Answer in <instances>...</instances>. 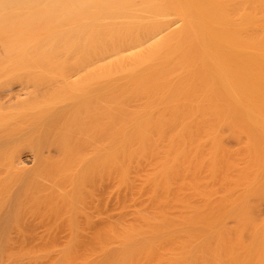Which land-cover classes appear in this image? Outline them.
I'll list each match as a JSON object with an SVG mask.
<instances>
[{
	"label": "bare ground",
	"instance_id": "1",
	"mask_svg": "<svg viewBox=\"0 0 264 264\" xmlns=\"http://www.w3.org/2000/svg\"><path fill=\"white\" fill-rule=\"evenodd\" d=\"M15 235L264 264V0H0V264Z\"/></svg>",
	"mask_w": 264,
	"mask_h": 264
},
{
	"label": "rangeland",
	"instance_id": "2",
	"mask_svg": "<svg viewBox=\"0 0 264 264\" xmlns=\"http://www.w3.org/2000/svg\"><path fill=\"white\" fill-rule=\"evenodd\" d=\"M113 224H115V222H113ZM111 225H112V223H111ZM19 236H20V239H23L21 235H19ZM60 236H61V235H60ZM17 237H18V235H17ZM17 237H16V235H15L14 237H12V241H11L12 244H14V242H15V240L13 241V238H17ZM58 238H60L59 235L57 236V239H58ZM63 238L66 239V238H67V235H66V236H65V235L63 236V235H62V241H60L61 238H60L59 241H58L57 239H56V240H57L58 242H60V243H61V242L63 243L64 241H67V240H68V239H67V240H64ZM18 239H19V238L16 239V242H17V241H20V240H18ZM50 239H51V238H50ZM56 240H55V241H56ZM63 240H64V241H63ZM21 241H22V240H21ZM49 241H50V240H49ZM57 241H56V242H57ZM16 242H15V244H14V245H15V248H16V249L14 248V249H15V250H14L15 252H13V247H14V245H13V247L11 246V247H12L11 250H12V252L14 253V255H15V253H16V255H17V253H20V252L22 251V250H21L22 247H21V249H20L21 251H20V250H19V251L17 250V248L19 249V245H18V244H19L20 242H19V243H16ZM58 242H57V243H58ZM57 243H56V246H57V247H55V248H56V249H59L61 246H63V244H64L65 242H64L60 247H58V245H59L60 243H58V245H57ZM16 244H17V245H16ZM21 244H22V243H21ZM22 245H23V244H22ZM22 245H20V246H22ZM115 245H116V248L110 246V247L112 248V251H114L115 249L118 248V247H117V244H114V245L112 244V246H115ZM42 247H43V246H42ZM37 248H38V247H37ZM55 248H54V249H55ZM62 248H63V247H62ZM108 248H109V247H108ZM35 249H36V248H35ZM35 249H34V250H35ZM38 249H39V248H38ZM38 249H36V250L38 251ZM56 249H55V250H56ZM60 249H61V248H60ZM60 249H59V250H60ZM113 249H114V250H113ZM16 250H17L18 252H16ZM108 250H109V249H108ZM37 251H36V252H37ZM39 251H40V250H39ZM41 251L44 252V251H45L44 248H43V250L41 249ZM41 251H40V253H41ZM56 251H58V250H56ZM61 251H62V250H61ZM61 251H60V253L62 254ZM112 251H111V252H112ZM36 252L33 251V250H32L31 252H28V255H29L30 253H32V255H29V256H31V259H28L29 256H28V255H25V256H28V257H27V258L24 257V258H23V261L21 260L22 258H21V259L19 258V257L22 256V255H19L18 259L16 258V255H15V257L13 256L12 258H13V259L16 258V260H13V259L11 258V259L14 261L13 263H12V262H11V263L14 264V263H16L15 261H19V262H22L23 264H25V263H26V264H42L41 261H43V259H44V261H45V259L47 260L48 258L51 257V255H53V256L51 257L52 260L50 259L51 261H53V260L57 261V260L59 259V258H58L59 255H60V259H61L62 256H64L63 254H62V255L59 254V252H57V253H55V254H51V252L53 253V248H52V251H51V252H50V250H49V251H48V250L46 251V252H50V254H49V253L47 254V253H45V252H44L45 254H43V253L40 254V253L37 252L38 255H37V254L35 255L34 253H36ZM88 253H89V252H88ZM90 253H91V252H90ZM90 253H89V254H90ZM96 253H97V254H96ZM96 253H92V254H90V255H87V257L85 256V258H90V259H91V257H92L91 255H94V257H92V259H91L92 262H96L98 259L101 260V261L99 260V263H100V262H103L102 260L105 259V255H103V253H101V252H99V253L101 254V256H100V254H98V252H96ZM109 253H110V252H109ZM57 254H58V256H57ZM86 254H87V252H86ZM86 254H85V255H86ZM95 254L98 255V256H100V257H98V256L96 257ZM41 255H42V256H41ZM54 255L57 256V260L55 259L56 257H55ZM11 256H12V255H11ZM32 256H35V260H33ZM48 256H49V257H48ZM88 256H90V257H88ZM41 257H42V258H41ZM44 257H45V258H44ZM53 257H54V258H53ZM95 257L98 258V259H96V261H95V260L93 261V259H94ZM102 257H104V258H102ZM85 258H84V260H85ZM60 259H59V260H60ZM64 259H65V258H64ZM82 259H83V258H82ZM82 259H80L79 261L81 262ZM90 259H88V260H86V261L91 262V261H89ZM48 260H49V259H48ZM48 260H47V262H48ZM59 260H58L57 262H54V261H53L54 263L52 262V264H58ZM61 260H63V258H62ZM61 260H60V261H61ZM44 261H43V262H44ZM76 261H77V260H76ZM79 261H78V262H79ZM86 261H83V262L86 263ZM19 262H17L16 264H22V263H19ZM39 262H40V263H39ZM47 262L45 261V263H47ZM61 262H63V261H61ZM83 262H82V263H83ZM97 263H98V261H97ZM47 264H51V262H49V263H47ZM59 264H61V263H59ZM62 264H63V263H62ZM74 264H78V263L76 262V263H74ZM80 264H81V263H80ZM83 264H84V263H83Z\"/></svg>",
	"mask_w": 264,
	"mask_h": 264
}]
</instances>
